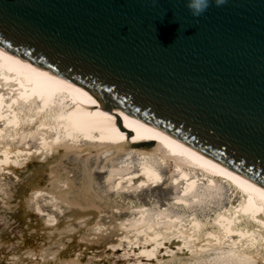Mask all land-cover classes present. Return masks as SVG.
Here are the masks:
<instances>
[{
  "label": "bare ground",
  "instance_id": "1",
  "mask_svg": "<svg viewBox=\"0 0 264 264\" xmlns=\"http://www.w3.org/2000/svg\"><path fill=\"white\" fill-rule=\"evenodd\" d=\"M0 264H264V176L0 38Z\"/></svg>",
  "mask_w": 264,
  "mask_h": 264
},
{
  "label": "water",
  "instance_id": "2",
  "mask_svg": "<svg viewBox=\"0 0 264 264\" xmlns=\"http://www.w3.org/2000/svg\"><path fill=\"white\" fill-rule=\"evenodd\" d=\"M0 38L264 176V0H0Z\"/></svg>",
  "mask_w": 264,
  "mask_h": 264
},
{
  "label": "clouds",
  "instance_id": "3",
  "mask_svg": "<svg viewBox=\"0 0 264 264\" xmlns=\"http://www.w3.org/2000/svg\"><path fill=\"white\" fill-rule=\"evenodd\" d=\"M226 0H185V7L193 18L201 16L209 8L210 4L220 7Z\"/></svg>",
  "mask_w": 264,
  "mask_h": 264
},
{
  "label": "snow or ice",
  "instance_id": "4",
  "mask_svg": "<svg viewBox=\"0 0 264 264\" xmlns=\"http://www.w3.org/2000/svg\"><path fill=\"white\" fill-rule=\"evenodd\" d=\"M93 103H95V101H93Z\"/></svg>",
  "mask_w": 264,
  "mask_h": 264
}]
</instances>
